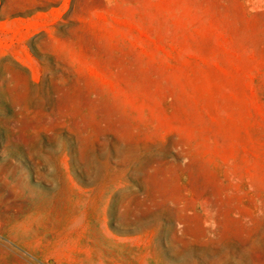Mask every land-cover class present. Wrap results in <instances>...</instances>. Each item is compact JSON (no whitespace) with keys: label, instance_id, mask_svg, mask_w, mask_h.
<instances>
[{"label":"rangeland","instance_id":"rangeland-1","mask_svg":"<svg viewBox=\"0 0 264 264\" xmlns=\"http://www.w3.org/2000/svg\"><path fill=\"white\" fill-rule=\"evenodd\" d=\"M0 264H264V0H0Z\"/></svg>","mask_w":264,"mask_h":264}]
</instances>
